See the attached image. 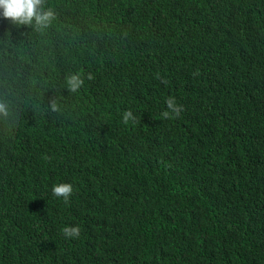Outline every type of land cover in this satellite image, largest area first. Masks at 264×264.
Returning <instances> with one entry per match:
<instances>
[{"label":"trees","instance_id":"1","mask_svg":"<svg viewBox=\"0 0 264 264\" xmlns=\"http://www.w3.org/2000/svg\"><path fill=\"white\" fill-rule=\"evenodd\" d=\"M44 7L0 16V264H264V0Z\"/></svg>","mask_w":264,"mask_h":264},{"label":"clouds","instance_id":"2","mask_svg":"<svg viewBox=\"0 0 264 264\" xmlns=\"http://www.w3.org/2000/svg\"><path fill=\"white\" fill-rule=\"evenodd\" d=\"M45 0H0V16L7 19L11 24L18 26H30L35 31L42 32L51 26L56 19V13L51 8H45ZM87 80L94 79L92 73H88ZM159 78V77H158ZM166 83V81H162ZM85 83V79L79 73H70L66 77L67 89L72 92H78ZM167 110L161 115L163 119L179 118L182 112V106L177 105L174 98L169 97L166 100ZM53 111H58V105L55 101L50 104ZM9 116L8 106L0 101V117L7 118ZM133 113L129 110L123 113V123L128 124L135 121ZM73 193V186L70 183H59L53 186L52 195L55 198H62L65 203ZM62 233L66 239H77L80 236V228L78 226H65Z\"/></svg>","mask_w":264,"mask_h":264}]
</instances>
